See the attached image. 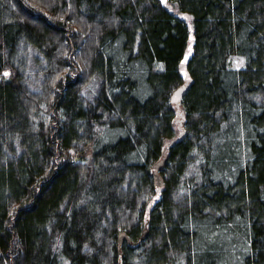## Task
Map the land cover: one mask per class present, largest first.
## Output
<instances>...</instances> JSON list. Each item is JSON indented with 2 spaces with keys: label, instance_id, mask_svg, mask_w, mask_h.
<instances>
[{
  "label": "trees",
  "instance_id": "obj_1",
  "mask_svg": "<svg viewBox=\"0 0 264 264\" xmlns=\"http://www.w3.org/2000/svg\"><path fill=\"white\" fill-rule=\"evenodd\" d=\"M0 264H264V0H0Z\"/></svg>",
  "mask_w": 264,
  "mask_h": 264
},
{
  "label": "rangeland",
  "instance_id": "obj_2",
  "mask_svg": "<svg viewBox=\"0 0 264 264\" xmlns=\"http://www.w3.org/2000/svg\"><path fill=\"white\" fill-rule=\"evenodd\" d=\"M176 14H178L182 18H184L189 27L191 26L190 16H188L187 14L186 15L179 14V13H176ZM190 37H189V40L187 43L185 55L181 61V65H180V67H181L180 70H181L182 74L184 73V70H183L184 63L186 62L187 58L189 57V55L191 53L192 40H190ZM36 56H37V52L33 48L28 49V52L25 56L26 57V67L24 70V81H25L26 86L33 91H38L40 89L39 87H40V83L42 81V73L40 72V70H39V68L35 62ZM98 86H99V78L92 77L87 82V84L83 86L82 94L84 95V97L91 100L94 97V95L96 94ZM182 117H183V112L178 108L177 118H176V123H177L178 129H180L179 127L181 125ZM158 196H159V192H157L155 194V196L153 197L152 201L149 204V207L152 206V204L158 198Z\"/></svg>",
  "mask_w": 264,
  "mask_h": 264
},
{
  "label": "water",
  "instance_id": "obj_3",
  "mask_svg": "<svg viewBox=\"0 0 264 264\" xmlns=\"http://www.w3.org/2000/svg\"><path fill=\"white\" fill-rule=\"evenodd\" d=\"M185 90H186L185 87H180V88H178L177 90H175L174 93H173V95H172V97H171V102H173V103L178 102V101L181 99L182 95L185 93ZM78 155H79V154H78ZM77 159H78V158H75V160H77ZM164 163H165V159L160 160L157 164H155V165L153 166L154 170H155V171H160V170H162V167H163ZM155 177H156V179L158 180V181L156 182V184H155V187H159V186H161V182H160L159 179H158V173H157V172H156V174H155ZM123 239H127V238H124L123 235H120V236H119V242L121 243ZM127 240H128V239H127ZM128 241H129V240H128Z\"/></svg>",
  "mask_w": 264,
  "mask_h": 264
},
{
  "label": "snow or ice",
  "instance_id": "obj_4",
  "mask_svg": "<svg viewBox=\"0 0 264 264\" xmlns=\"http://www.w3.org/2000/svg\"><path fill=\"white\" fill-rule=\"evenodd\" d=\"M5 75H8V73H5Z\"/></svg>",
  "mask_w": 264,
  "mask_h": 264
}]
</instances>
